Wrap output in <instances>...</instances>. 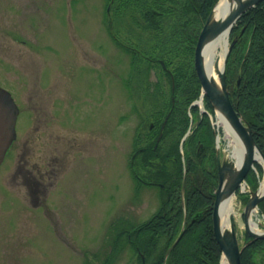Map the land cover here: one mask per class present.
<instances>
[{
    "label": "rangeland",
    "instance_id": "obj_1",
    "mask_svg": "<svg viewBox=\"0 0 264 264\" xmlns=\"http://www.w3.org/2000/svg\"><path fill=\"white\" fill-rule=\"evenodd\" d=\"M116 7L111 0H0V86L20 109L17 130L27 114L31 132L30 152L18 153L17 141L0 165V264L138 263L124 236L118 249L115 228L123 214L136 223L158 206V186L140 184L129 165L145 176L138 148L172 86L163 60L153 61L143 43H151L150 30ZM127 46L141 53L131 56ZM200 112V105L189 112L188 127L199 126ZM208 119L214 133L216 117ZM160 137L161 151L178 138ZM52 150L56 178L38 170ZM247 193L236 199L240 241Z\"/></svg>",
    "mask_w": 264,
    "mask_h": 264
},
{
    "label": "trees",
    "instance_id": "obj_2",
    "mask_svg": "<svg viewBox=\"0 0 264 264\" xmlns=\"http://www.w3.org/2000/svg\"><path fill=\"white\" fill-rule=\"evenodd\" d=\"M111 1L117 2L115 14L122 13L132 21L131 25L150 30L151 43H143L151 52L153 61L159 63L160 59L163 60L165 67L161 64V68H165L164 74L172 86L167 100H163V105L153 111L154 127L148 128L145 133L144 147L138 148L146 168L147 180L163 185L159 187V207L132 229L129 243L144 255L147 264H161L166 249L180 230L185 217L184 233L170 251L167 264H219L221 251L212 234L211 205L198 192L202 187L197 174L201 170L199 159L192 163V159L196 157L195 128L184 141V161L179 151L180 139L189 124L188 110L196 113L198 109L196 105L189 107L200 91L193 68L194 45L208 12L217 0ZM112 33L111 31V36L117 39ZM235 36L237 39L225 63L229 96L233 107L249 123L252 137L264 153V0L241 14L230 32V39ZM127 49L131 56H139L141 53L134 47L127 46ZM134 61L138 65L139 59ZM137 68L142 70L143 66L138 65ZM204 100L207 109L213 112L206 96ZM163 114L167 119L162 136L170 133L178 138L161 151V147L158 143L155 145V142ZM176 125L179 127L176 128ZM199 126L203 128L201 138L208 137L211 142V126L205 113L200 115ZM183 168L186 169L184 207L180 201ZM256 168L261 171L257 164ZM252 176L255 180L253 174ZM212 182L213 180L207 184ZM258 206L264 213V198ZM203 210L205 211L202 212ZM245 239L248 240L249 237L246 236ZM240 259L241 264H264V236L245 245ZM138 264H141L140 257Z\"/></svg>",
    "mask_w": 264,
    "mask_h": 264
},
{
    "label": "water",
    "instance_id": "obj_3",
    "mask_svg": "<svg viewBox=\"0 0 264 264\" xmlns=\"http://www.w3.org/2000/svg\"><path fill=\"white\" fill-rule=\"evenodd\" d=\"M262 0H229L231 7L226 11L222 17L215 18L213 15V8L208 13L196 40L194 47L193 61L196 75L199 79L201 90L205 93L211 105L216 112H220L225 119L236 130L238 135L244 144V154L240 164L224 160L220 165L219 154H217V165L219 174V183L215 193V201L212 213V230L214 238L218 243L223 255L225 256L228 264H241L240 252L242 246L239 245L236 237L233 224L229 225V228H223L220 223L218 206L223 197L231 195L240 182L243 180L249 169L253 166V162L257 161L255 153L259 154V157L263 161L262 167L264 172V153L260 150L258 145L254 142L251 127L249 123L238 114L233 107L229 91L226 84L225 75V62L227 54L237 39V36L231 40L226 49L223 57L222 68L216 71L218 82L214 78L210 77L204 67V61L202 56V50L205 43L222 33L223 31L230 32L235 21L240 15L249 8L256 5ZM18 113V108L14 102L11 94L6 89L0 87V164L2 163L6 151L15 138V121ZM264 197V189L251 190L249 197L244 205L243 217L244 227L247 234L251 237L246 244L253 241L255 238L264 236L263 231H253L248 225V215L250 211L256 207L257 203ZM183 230L178 234L168 251L174 246L181 236Z\"/></svg>",
    "mask_w": 264,
    "mask_h": 264
},
{
    "label": "flooded vegetation",
    "instance_id": "obj_4",
    "mask_svg": "<svg viewBox=\"0 0 264 264\" xmlns=\"http://www.w3.org/2000/svg\"><path fill=\"white\" fill-rule=\"evenodd\" d=\"M19 114H20V109L18 110V115ZM18 115H17V118H18ZM29 119L30 118H28V116L26 114L25 121L22 123V125H20L18 130H17V120H16V125H15L16 137H15V140L13 141L12 145L10 146L9 150L10 149L13 150L15 148L14 147L15 143L18 141V147H19L18 148L19 149L18 153H21L23 151V149L30 152V149H29L30 145L28 144V142H31V132L29 133L28 130H27L28 129V124H29ZM198 124H199V122H198ZM160 126H161V124H160ZM160 126H159V129H158L157 137H158V135L160 133ZM38 127L39 126L37 124H34V130L35 131H37V129H39ZM153 127H154V124L152 125V127H150V129L153 128ZM202 130H203V128L201 126H196L195 127L194 134L196 135V139H195L194 150H195L196 157L195 158L193 157L194 159H192V163L193 162L195 163L197 161V158L199 159L198 163H199V166L201 167V170L197 174H198V179H199L202 187H201V189L200 188L198 189L199 190L198 192H201V194L200 193L199 194H200V196H203V200L205 202H209V204L211 205L210 212H211V224H212V213H213V206H214V201H215V193H216V189H217L218 183H219L217 154H219L220 165H222L223 162H224V156L221 155L220 147H218V145L216 144L214 133H212V132L210 133V137H212L211 138V142H210L208 137L205 138V139L201 138ZM192 132H193V130H192ZM161 134H162V131H161ZM59 138H61V137L59 136ZM63 139H65V138H63ZM54 151L55 150L51 151L50 158H49L47 164L44 165V169L40 168L41 166L38 165V170L40 171V169H41V170L44 171V173H48L49 172L53 178H56L55 177L56 174H57V172L55 170L56 166L54 164H52V163H55L57 161L56 160L57 157H59V156ZM26 153L27 152H25L24 155ZM133 154L134 153H132L130 158L133 156ZM24 162H27V161L25 160ZM25 168L26 167H24L23 169H25ZM131 169H132L134 177L137 180L140 181V184L146 185L145 183H147V184H151V185H156V186H158L157 187L158 189H160L159 187L163 186L162 183H159V182L151 183L149 180H147V177L144 176V175L143 176L138 175L133 164L131 166L129 165L130 172H131ZM24 173H25V171H24ZM189 177H190V179H193V177L191 175H189ZM247 177L250 178L249 175ZM25 178H27V175H25ZM35 179H34V177H33V180H31L30 178H27L26 181L30 185H34V184H36ZM211 180H213L212 184H207ZM53 183H54L53 181L50 182V184H53ZM182 183H184V185L181 186ZM38 184L42 185L44 183L41 180H38ZM181 184H180V201H181V204H182L183 201H184L183 200L184 199V192H185V188H186V169L185 168H183ZM42 186H44L43 188L46 189L45 185H42ZM183 187H184V189H183V194H182V188ZM37 198L38 197H34L33 200L37 201ZM159 203H160V198H159ZM159 203H158V205H159ZM204 211L205 210H203L202 212H204ZM126 214L127 213L123 214V216H122V219H121V222H120L121 224L119 225L120 230L118 231L115 228V236L118 237V238H115V240L117 239V241L119 243V242H121V239H122L121 236H124L127 244L129 246H131L130 243H129V240L131 238V232H132V229L130 228V222L133 219L131 218V216L129 214H128V216H130V217L124 216ZM241 218H242V221H243V213L241 214ZM230 222L233 223V225L235 226V229H236L234 216H233V218H232V220ZM243 228H244L243 237L245 238L248 235H247V231H246V229L244 227V224H243ZM123 234H125V235H123ZM118 249H119V247H118ZM115 250H116V247H115ZM114 253H115V251H114Z\"/></svg>",
    "mask_w": 264,
    "mask_h": 264
},
{
    "label": "bare ground",
    "instance_id": "obj_5",
    "mask_svg": "<svg viewBox=\"0 0 264 264\" xmlns=\"http://www.w3.org/2000/svg\"><path fill=\"white\" fill-rule=\"evenodd\" d=\"M231 7L229 0H219L213 9V15L215 18L222 17L226 11ZM229 44V32L223 31L216 37L208 40L202 50V56L204 61V67L206 73L216 79V71L222 68L223 57L225 55L226 49ZM201 103V102H200ZM216 123L223 129V137L226 139V149L229 153L231 159H235L237 164H240L245 148L242 139L236 132V130L231 126V124L225 119V117L217 112ZM255 158L261 160L259 154L255 153ZM264 189V180H260L259 190ZM247 190L245 185L242 186V191ZM236 207V196L230 195L224 197L219 204L218 213L223 227H229V223L235 215ZM249 224L254 228V224L251 219H249ZM221 264H228L223 258Z\"/></svg>",
    "mask_w": 264,
    "mask_h": 264
}]
</instances>
